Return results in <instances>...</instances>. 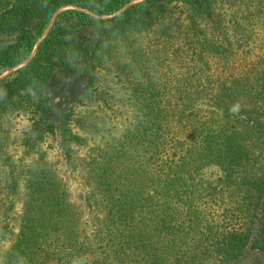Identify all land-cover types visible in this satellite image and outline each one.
I'll return each mask as SVG.
<instances>
[{
  "label": "trees",
  "instance_id": "trees-1",
  "mask_svg": "<svg viewBox=\"0 0 264 264\" xmlns=\"http://www.w3.org/2000/svg\"><path fill=\"white\" fill-rule=\"evenodd\" d=\"M262 3L0 0V77L25 63L0 78V211L8 199L19 194L24 197L17 234L10 248L0 254V264L85 262L84 255L101 249L98 246L104 242L110 248L115 245L116 252L149 251L147 238L141 237L143 224H133L132 219H165L164 231H177L170 223L177 217L204 222L212 211L209 201H216L218 210L226 208L227 202L230 208L224 212L248 220L244 229H223L221 240L214 242L206 257L195 253L192 260L202 264L212 255L232 262L248 251L264 254V57L239 71L240 62L232 61L238 59L234 51H243L251 39V15L260 10L258 16L264 21ZM151 41L160 45L156 59H150L146 49ZM229 66L234 71L226 70L225 76L222 72L207 74ZM100 71L115 72L114 77L131 91L138 107L140 120L126 134L124 144L132 153H143L144 147L151 154L148 162L155 160L147 167L128 170L117 153L102 152L97 157V167L86 174L102 216L86 240L78 229L69 190L38 151L45 126L50 125L59 149L73 167L71 114L53 111L48 88L56 75H63L71 80L78 97H89ZM192 79L209 86L205 97L210 95L207 101L215 107L212 115L219 113L222 121L209 116L197 119L196 104L180 103L171 96L173 83L186 85ZM18 119L31 123L32 136L23 148L37 156L24 173L27 184L22 185L7 174L9 159L5 155L8 122ZM123 155L127 156L126 151L120 157ZM208 167H216L219 178L209 184L201 208L194 202L195 185L189 182H197ZM160 193L162 197L156 199ZM11 209L10 202L7 211ZM122 228L134 231L135 238L123 242L121 248L105 241ZM178 247L177 242L175 250ZM63 253L70 257H62Z\"/></svg>",
  "mask_w": 264,
  "mask_h": 264
},
{
  "label": "rangeland",
  "instance_id": "rangeland-1",
  "mask_svg": "<svg viewBox=\"0 0 264 264\" xmlns=\"http://www.w3.org/2000/svg\"><path fill=\"white\" fill-rule=\"evenodd\" d=\"M248 1L251 4H256L257 1L263 2L264 0ZM262 5L264 4L262 3ZM259 11L257 10L258 15ZM258 15L256 11L255 15H251V18L255 20H253L254 27L251 39H248L247 44L244 46L245 49L234 51V56H237L238 59L232 61L240 62V67L236 71H239L240 68H248V65L252 64L251 62L255 58L261 59L264 57V21ZM149 43L146 49L149 51L150 59L160 57V45L157 42L152 45L153 41ZM21 67L23 65L5 72L0 78L13 74ZM226 70L234 71L233 67L229 66L215 71L210 70L209 73H207L209 70L206 69V73L214 75V72L219 74L222 72V75L225 76ZM115 74V72L110 75L107 72L100 71L94 81V91L90 92L89 97H78L79 95L74 91L71 80L63 75H56L48 88L51 103L53 102L52 104L55 106L53 111H56V114L61 112L71 114L69 128L75 139L74 151L71 157L74 165L73 167L68 165L63 152L57 145V140L51 134L50 125L49 127L45 126V134L38 152L41 153L47 167L55 172L57 180L69 190L72 207H74L75 216L79 220L77 223L78 229L84 232L82 236L86 240H90L88 238L92 237L90 234L94 229L91 228L97 219L99 222L102 216L97 195L86 174V171L97 167L95 163L97 157L102 152L117 153L120 159L119 162L124 163L123 166H128V170L137 169L139 166L147 167L149 163L155 160L153 158L151 162H148L151 154L144 147L143 153H132L124 144V142L126 143V134L129 135L135 130L140 117L131 91L121 85L122 83L114 77ZM129 88L131 87L129 86ZM208 88L206 82L199 84L196 81L193 82V79L186 85L178 86L173 83L171 96L179 98L180 103L191 106L196 104L194 113L197 119L204 120L209 116L217 121H222L223 117L219 113L216 114L217 117L212 115L215 107L207 101L211 98L210 95L205 97L204 93ZM172 102L175 103L176 101L172 100ZM247 108L252 109V106ZM48 123L50 122L48 121ZM30 124L25 119L8 122L9 140L7 148L5 147V155L9 159V165L6 166V170L11 178H18L20 185L27 184L24 173L28 165L34 164L37 158L36 155L26 152L23 148L24 141L32 136L29 133ZM124 151H126L127 156L120 157L121 152ZM217 178H219V170L216 167H208L201 172L197 182L195 180L189 182V185H195L194 202L201 208H203L204 196L207 192H210L209 184L214 185ZM232 189H226V191ZM161 197L162 193L156 199ZM10 202L12 203V209L8 212L7 207ZM23 203V194H19L12 201L8 199L7 205L0 211V254L5 253L14 242L19 227L20 215H22ZM88 203H91V209L88 208ZM215 203L216 201H209L207 206L212 208L211 214L201 224L196 221L183 220L180 217L171 221V225H174L177 231H164L162 221H165V219H155L152 222H141L137 218L132 219L133 224H143L141 237L147 238V246L151 249L149 251L139 249L140 252L131 250L123 253L124 250L119 249L116 252L117 247L115 245L110 248V244L106 245L107 242H104L101 246H98L101 249L84 255L85 262L71 264H197V261L191 259L193 254L196 253L198 256L205 258L209 250L215 247L214 242L221 240L223 229H244L248 220V217L236 219L237 216H233L230 211L224 212V209L229 210V203L225 202L227 207L222 210H218V207L214 205ZM213 210L218 211L214 212ZM119 225L121 224L119 223ZM192 228L193 230H191ZM133 237L135 238L134 231H125L122 228L115 230L112 236L105 238V241L119 244L121 248L123 242L132 241ZM177 242L181 246L178 247V251L175 250ZM111 245L113 244L111 243ZM61 256L64 258L70 257L67 253H63ZM96 258H98V262L95 261ZM202 264H264V254L252 250L232 262L218 260L210 255L207 260L202 261Z\"/></svg>",
  "mask_w": 264,
  "mask_h": 264
},
{
  "label": "water",
  "instance_id": "water-1",
  "mask_svg": "<svg viewBox=\"0 0 264 264\" xmlns=\"http://www.w3.org/2000/svg\"><path fill=\"white\" fill-rule=\"evenodd\" d=\"M26 63H27V62H26ZM23 65H25V63H24Z\"/></svg>",
  "mask_w": 264,
  "mask_h": 264
}]
</instances>
